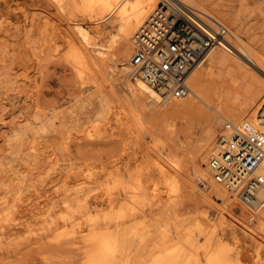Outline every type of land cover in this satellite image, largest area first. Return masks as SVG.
<instances>
[{
    "label": "rangeland",
    "instance_id": "rangeland-1",
    "mask_svg": "<svg viewBox=\"0 0 264 264\" xmlns=\"http://www.w3.org/2000/svg\"><path fill=\"white\" fill-rule=\"evenodd\" d=\"M199 1L264 61V0ZM0 4L5 14L0 25V264H101L94 263L98 260L115 264L118 258L117 264H153L178 248H184L180 264L189 261L207 264L204 249L208 255L221 250L229 254L231 257L222 264H264V226L251 225L250 211H239L235 201L233 207L237 210L232 207L234 212H230L229 201L211 195V190L204 189L207 187L193 175L194 158L205 136L208 117L217 116L214 110L192 101H167L154 107L147 101L148 110L167 112L175 105L185 110L166 119L142 114L126 97L117 73L123 64L129 65L134 48L125 57L124 42L118 41L107 55L100 52L115 33L112 20L98 23L100 18H91L82 8L68 3L62 8L56 0H0ZM78 23L90 31L86 36L98 50L87 48L97 69L93 76L87 70L79 71L69 57L68 39L77 37V44L78 41L82 44L76 30ZM228 38L238 45L233 37ZM225 44L234 56L250 65L232 46ZM252 65V69L248 68L250 78L244 82L224 77L219 71L214 73L208 80L214 104L236 105L243 101L248 83L264 85V73ZM261 98L257 97L252 105L257 106ZM116 114L122 119L116 121ZM225 122L217 126L213 146L224 133ZM213 152L210 149L207 153L209 172ZM118 168L126 172L121 183L115 179ZM130 172L136 176L127 178L128 181L126 175H131ZM167 173L171 178L165 179ZM123 182L130 188H125ZM107 187L113 200L116 196L124 200V191L130 189V195L136 192L144 200L140 208L143 212L137 210L136 231L124 226L121 232L126 235H116L120 226L111 212V203H90L98 190L102 194ZM128 206L134 204L128 202ZM65 214L71 216L68 224L58 221ZM105 241L112 246L111 250Z\"/></svg>",
    "mask_w": 264,
    "mask_h": 264
},
{
    "label": "bare ground",
    "instance_id": "bare-ground-1",
    "mask_svg": "<svg viewBox=\"0 0 264 264\" xmlns=\"http://www.w3.org/2000/svg\"><path fill=\"white\" fill-rule=\"evenodd\" d=\"M4 1V0H2ZM60 6L63 8V5L68 3L71 4L72 7L76 8H82L83 11L86 13V15L91 16V18L94 19H99L97 22L101 23L107 20H112V27L115 28V33L112 34L109 37V42L108 45L104 46V48H100L102 51V54H104L103 56L107 55V52L110 51L113 46L118 42H124L123 44V55L125 57H127L130 53V48L133 47L135 49V41H134V36L135 33L137 32V30L142 27L150 18V16L152 15V13L155 11V9L158 7L159 5V0H56ZM187 5H189L191 7L192 13L193 15L197 18V19H201L207 23H209L211 26H216V25H223L220 22V19L214 15L211 11H209L206 7H204V5L201 3V1L199 0H183ZM6 2V1H5ZM4 2V3H5ZM3 3V4H4ZM80 4V5H79ZM208 4V3H207ZM79 5V6H78ZM26 7V6H25ZM24 9V7H21ZM19 8V9H21ZM61 8V9H62ZM22 9V10H23ZM3 7L0 4V25L2 23H4L5 21V17H4V13H2ZM25 10V9H24ZM36 10V9H35ZM55 10V9H54ZM20 12V10H19ZM18 12V13H19ZM82 12V11H81ZM16 13V12H15ZM44 13V12H43ZM14 14V13H13ZM46 14V13H45ZM53 14V13H52ZM19 15V14H17ZM16 15V16H17ZM27 15V14H26ZM15 16V17H16ZM21 16V14H20ZM23 16V14H22ZM49 16V15H48ZM9 17V16H8ZM18 17V16H17ZM26 17V16H25ZM7 18V16H6ZM9 19V18H7ZM4 20V21H3ZM11 20V19H9ZM16 21V20H15ZM57 22V21H56ZM73 22V21H72ZM11 23H13L11 21ZM17 23V22H16ZM19 23V22H18ZM7 24V23H6ZM79 24V23H78ZM10 25V24H9ZM64 25V24H63ZM8 26V25H7ZM225 26V25H224ZM77 27V25H76ZM79 28L76 29L78 30L77 32L80 34V36L82 37V44H80V42L78 41L79 44H77V37L76 38H69L68 39V48H69V60H71V62H74V66L76 65L77 68L79 69V71L82 72L87 70L88 73H90L92 76L96 75L97 73V69L95 67V63L91 60L90 61V56L88 54L87 48H93L94 51H98L95 49V46H91V41H90V37L86 36L90 31L88 29H84L82 28V26H78ZM88 27V26H87ZM106 29V28H105ZM98 30V29H97ZM96 30V31H97ZM100 30V29H99ZM106 31V30H105ZM101 32V31H100ZM230 38L233 37V39H235L238 42L237 44H234L233 42L229 41V38L227 39V44L232 46L240 55L241 57L245 58V60H247L250 65H252L253 67H257V70L259 69L260 71H262L264 73V61H262L261 59L257 58L258 54H255L252 47L237 33H234L233 31L230 32ZM68 35V34H67ZM65 38V37H64ZM66 39V38H65ZM66 41V40H65ZM91 50V49H90ZM67 51V52H68ZM92 51V50H91ZM134 51V50H133ZM19 53V52H18ZM232 50L225 44V43H221L219 46L213 47L211 48L208 53L206 54V56L204 57V59L201 61L200 65L197 67V69L193 72V74L191 75V77L188 80V84L192 90V95L185 98V99H166L164 98L160 93H158L157 91H155L154 89H152L149 85H147L135 72L134 67L131 65V58L129 61V65H125L123 64V68L121 70H119L117 73L118 75H120V77L122 78V84L124 85V90L126 93V97L128 98V100L132 103V105L134 106V108H136L137 110H139V112H141L142 114L145 115H150L153 118L156 119H166L168 117V115L171 114H181L184 110V108H181L179 105H175L173 106L172 109L168 110L167 112H160L157 110H148L146 108V102L148 101L151 107L157 106V105H164L167 101H175V102H180V103H185L187 101H192L193 104L196 105H205L207 107H209L210 109L214 110L217 114V116H211L209 115L208 117V122H207V127H206V132H205V136L204 138L201 140V143L199 145V149L197 151V154L194 158V172L193 175L196 177V179L198 181H200V183L203 184L204 189H210L211 191V195L215 196V197H220L222 199H224L225 201H229V205H230V212H234V210L232 209L235 204H237L235 207L237 209H239V211H242L244 209H247L245 206H243L240 202H238L236 199L234 198H230L229 196V192L228 190L221 184L219 183L214 176H212L210 174V172H212L210 170L207 169V162H206V158H207V153L208 150L212 149L214 152L210 155V157L213 154L218 153L221 149H222V139L223 136H225V133H223L219 140L215 143V146H213L214 141H215V137H216V128L217 126H219L221 124L222 121H228L231 122L233 124H241L242 122H249L252 123L253 125H255V127H257L258 129H260L262 132H264V125H260L259 124V119L260 118H264V85L263 84H257V83H248L245 92L243 94V101L236 104V105H229V106H219L214 104L213 100L210 97V92H211V88L208 84V80L212 79L214 76V73L216 71H219L221 73L222 76L224 77H230L236 80H239V78L244 82V81H248V79L250 78L249 75V69H252L251 66L249 64H246L245 62H243L240 58H238L237 56H234L232 54ZM67 56V54H66ZM102 56V55H99ZM66 58V57H65ZM100 58V57H99ZM114 58V57H113ZM25 59V58H24ZM101 59V58H100ZM17 60V59H16ZM68 60V59H67ZM102 61V59H101ZM104 61V60H103ZM121 62H123L124 60H120ZM69 62V61H68ZM72 62V63H73ZM14 64V63H13ZM101 64V63H100ZM109 65V64H108ZM73 66V67H74ZM97 66V65H96ZM107 66V65H106ZM76 68V67H75ZM108 68V66H107ZM77 69H75L76 71ZM99 70V69H98ZM105 70V69H104ZM78 71V70H77ZM76 71V72H77ZM78 74V73H77ZM86 74V72H85ZM84 75V74H83ZM81 75V76H83ZM89 75V74H88ZM80 78V77H79ZM102 79V78H101ZM133 79V80H132ZM96 81V80H95ZM94 82V80H93ZM95 83V82H94ZM105 83V82H104ZM97 85L96 87H98L97 82L94 84ZM118 86V84H117ZM108 87V86H107ZM106 87V88H107ZM115 87V85H114ZM111 91V90H110ZM109 92V91H108ZM125 95V94H124ZM262 97L260 102L258 104H256L257 106L252 105L255 102V99L257 97ZM123 97V96H122ZM109 98V97H108ZM101 100V99H100ZM112 102V101H111ZM221 103V102H220ZM111 108V106H110ZM114 111V110H113ZM117 112V111H116ZM135 112V111H134ZM122 113V112H121ZM123 114V113H122ZM113 115V114H112ZM117 115V114H116ZM134 116V115H133ZM111 118V117H110ZM171 118V117H170ZM112 119V118H111ZM116 121H119L120 118L119 115L115 116ZM113 120V119H112ZM136 120V119H135ZM111 121V120H110ZM115 122V121H113ZM120 125L122 124L121 122H119ZM118 124V123H117ZM99 127V126H98ZM224 132V131H223ZM138 133H136L135 135L137 136ZM152 135V134H151ZM129 136V135H128ZM131 136V135H130ZM134 136V135H133ZM139 136V135H138ZM150 136V135H149ZM120 138V137H119ZM126 138V137H125ZM123 139V138H122ZM138 139V137H137ZM134 140V139H133ZM141 140V139H140ZM153 140V139H152ZM124 141V140H123ZM129 141V140H128ZM127 141V142H128ZM154 141V140H153ZM131 142V141H130ZM136 142V140H135ZM130 144V143H129ZM136 145V144H135ZM138 145V144H137ZM213 146V148H212ZM135 151V150H134ZM124 154V153H123ZM126 154V153H125ZM136 154V153H135ZM136 156H134L135 158ZM209 157V158H210ZM156 158V157H155ZM128 159V158H127ZM130 159V158H129ZM136 159V158H135ZM134 159V160H135ZM117 161V160H116ZM119 161V159H118ZM139 161V160H138ZM115 163V161H114ZM178 163V162H177ZM175 164V162H174ZM192 164V163H191ZM209 164V162H208ZM123 165V164H122ZM166 165V164H164ZM133 166V165H132ZM157 166V165H156ZM159 166V164H158ZM157 166V167H158ZM134 167V166H133ZM132 167V168H133ZM139 167V166H138ZM163 167V166H162ZM161 167V168H162ZM178 167V166H177ZM88 168V167H87ZM82 169V168H81ZM92 169V168H90ZM136 169V168H135ZM159 169V168H158ZM164 169V167L162 168ZM210 169V168H209ZM96 170V169H94ZM160 170V169H159ZM81 172V170H79ZM78 171V172H79ZM84 171V170H83ZM88 173H91L89 170H85ZM98 171V170H97ZM167 171V170H166ZM183 171V170H182ZM262 173L264 174V163L263 166L261 168ZM79 174H82L80 173ZM112 172V171H111ZM116 172V171H115ZM125 171L123 170H119L116 172V182L117 183H121L122 180L124 179V174ZM132 172V171H131ZM131 175H126L129 178H134L136 175L135 173H131ZM134 172V171H133ZM146 172V171H145ZM170 172V174H172L171 171H167ZM113 173V172H112ZM162 173V172H159ZM166 173V172H165ZM176 173V172H175ZM111 174V173H110ZM109 174V175H110ZM126 174V172H125ZM148 174V173H147ZM169 173L166 174L165 179H169L167 178L170 177ZM74 175V174H71ZM85 175V174H83ZM89 175V174H88ZM139 175V174H138ZM163 175V174H162ZM75 176V175H74ZM73 177V176H72ZM81 177H83L81 175ZM89 177V176H88ZM176 177V176H175ZM171 178V177H170ZM71 179V176H70ZM69 179V180H70ZM84 179V178H83ZM89 179V178H88ZM149 179L151 180L152 177ZM179 179V178H178ZM68 180V183H69ZM79 180V179H78ZM128 180V179H127ZM136 180V179H135ZM176 180V179H175ZM180 180V179H179ZM178 180V181H179ZM196 180V181H197ZM77 181V180H75ZM114 182V180H112ZM126 181V180H125ZM124 181V182H125ZM129 181V180H128ZM126 181V182H128ZM169 180H166V182ZM172 181V180H171ZM174 181V179H173ZM73 182V181H72ZM109 182V181H108ZM123 182V183H124ZM125 182V183H126ZM132 182V181H131ZM130 182V184H131ZM149 182V181H148ZM177 184L178 182L175 181ZM174 182V184H175ZM75 183V182H74ZM124 183V184H125ZM136 185H138V182H135ZM134 183V184H135ZM169 183V182H167ZM107 184V182L105 183ZM170 184V183H169ZM181 184V183H180ZM103 185V184H102ZM111 185V184H110ZM109 184H107V186L110 187ZM117 185V184H116ZM136 185H130L131 188L132 186H134L136 188ZM146 185V184H145ZM143 186V187H147V186ZM159 185V184H158ZM176 185V184H175ZM139 186V185H138ZM151 186V185H150ZM170 186V185H169ZM172 186V185H171ZM174 186V185H173ZM104 187V185H103ZM105 189L103 191L102 194H99V190L97 193H95V195L93 196V198L90 201V203L92 202V205L95 203H104L105 205H107L108 203H111V212L114 216V219L116 220V223L119 224L120 227H118V230L116 232V235H126V234H122L121 230L122 227L123 228H129L130 230H135L136 231V226H137V222L139 215H138V209L140 210V208L143 207L144 204V200L140 198L138 193H133L132 191V195H130L131 193V189L128 191H124V200H120L118 199V196H116V199H111L109 194L110 191L108 190V188ZM127 187V189H129V184L128 186H126L125 184V188ZM129 187V188H128ZM133 187V188H134ZM179 187V186H178ZM176 187V188H178ZM192 187V186H190ZM106 188V187H104ZM112 188V186H111ZM140 189V187H138ZM156 188V187H155ZM161 188V187H160ZM103 189V188H102ZM110 189V188H109ZM159 188H156V190H158ZM175 189V188H173ZM180 189V188H179ZM87 190V189H86ZM109 191V193L107 191ZM111 190V189H110ZM132 190H137L138 189H132ZM144 190V189H141ZM146 190V189H145ZM113 191V190H112ZM120 191V190H119ZM175 191V190H174ZM101 193V191H100ZM121 193V191H120ZM148 193V191H147ZM154 193V191H153ZM160 193H162V191H160ZM178 193V190H177ZM199 193V192H198ZM149 194V193H148ZM111 195V194H110ZM119 195V193H118ZM147 195V194H146ZM163 195V194H162ZM112 196V195H111ZM144 196V195H142ZM148 196V195H147ZM172 196V195H171ZM85 197V196H84ZM87 197V196H86ZM85 197V198H86ZM170 197V196H169ZM205 197V196H204ZM146 198V197H145ZM258 198L259 199H264V189L260 190L258 193ZM79 199V198H78ZM84 199V198H83ZM156 199V198H155ZM86 200V199H85ZM146 201V199H145ZM154 201V200H153ZM208 201V200H207ZM224 201V202H225ZM237 201V202H236ZM73 202V201H72ZM128 202H130L131 206L132 203L134 204V207H127ZM132 202V203H131ZM147 202V201H146ZM151 202V201H150ZM85 203V202H84ZM143 203V204H142ZM160 203V202H159ZM157 203V204H159ZM139 204H142L141 207H139ZM161 204V203H160ZM228 204V203H227ZM70 205V204H69ZM72 205V203H71ZM103 205V204H102ZM124 205L125 208H124ZM148 205V202L147 204ZM150 205V203H149ZM11 206V205H10ZM9 206V207H10ZM99 206V204H98ZM226 206V205H225ZM108 207V206H107ZM11 208V207H10ZM147 208V206H146ZM145 208V209H146ZM150 208V207H149ZM229 208V207H228ZM234 208V207H233ZM264 208L263 206H258L255 209V214H254V219L256 218V221H252V219H250L251 221V225H257L260 228H262L264 226V210L260 213V211ZM8 209V208H7ZM106 209V208H105ZM109 209V207L107 208ZM148 209V208H147ZM235 209V208H234ZM235 209V210H237ZM6 210V209H5ZM4 210V211H5ZM142 210V211H141ZM141 213L143 212L144 209H141ZM150 210V209H149ZM8 211V210H6ZM82 211V210H81ZM139 211V212H140ZM105 212V211H104ZM244 212V211H243ZM145 213V211H144ZM148 213V211L146 212ZM150 213V212H149ZM221 213V212H220ZM240 213V212H239ZM247 213V212H246ZM6 214V213H5ZM204 214V213H203ZM207 214V213H206ZM225 215V214H224ZM251 215V214H250ZM253 215V214H252ZM5 216V215H4ZM9 216V215H8ZM145 216V215H144ZM149 216V215H148ZM98 217V216H97ZM107 217V216H105ZM112 217V216H111ZM110 217V219H112ZM152 217V216H150ZM156 217V215H155ZM225 217V216H224ZM240 221H243V216H238ZM70 218L71 216L68 214H65L63 216H61L60 218L58 217V221L64 222V224H68L70 222ZM7 219H9L7 217ZM82 219V218H81ZM103 219V218H102ZM106 219V218H105ZM109 219V220H110ZM149 219V218H148ZM225 219V218H224ZM100 220V219H99ZM151 220V219H149ZM75 221V220H74ZM77 221V220H76ZM101 221V220H100ZM105 222V220H103ZM113 221V220H112ZM52 222V220L50 221V223ZM81 222V221H79ZM77 222V223H79ZM110 222V221H109ZM115 222V221H114ZM113 222V223H114ZM60 223V222H59ZM141 223V222H140ZM143 223V222H142ZM148 223V222H147ZM154 223V222H153ZM75 224V222H74ZM149 224V223H148ZM216 224V223H215ZM50 225L53 226V223H51ZM72 225V224H70ZM113 225V224H112ZM144 226L145 224H141V226ZM249 225V226H251ZM55 226V225H54ZM125 226V227H124ZM67 227V226H66ZM65 227V228H66ZM71 227V226H70ZM76 227V226H75ZM138 227V226H137ZM148 227V226H147ZM52 228V227H50ZM55 230V227H53ZM58 228V226H57ZM79 228V226L77 227V229ZM85 230H88V227L85 226L84 227ZM100 228V227H99ZM98 228V229H99ZM116 228V227H115ZM176 228V227H175ZM67 229V228H66ZM74 229V228H73ZM95 229V230H98ZM141 229V228H140ZM152 229V227H151ZM150 229V230H151ZM63 230V229H62ZM61 230V232H62ZM70 230V229H69ZM75 230V229H74ZM84 230V231H85ZM100 230V229H99ZM142 230V229H141ZM140 230V231H141ZM236 230V229H235ZM52 231V230H51ZM50 231V232H51ZM147 231V230H146ZM149 231V230H148ZM75 232V231H74ZM107 232V231H106ZM120 232V233H119ZM139 233V231H137ZM192 232V231H191ZM195 232V231H194ZM79 233V232H78ZM92 233H94L92 231ZM112 233V232H111ZM150 233V232H149ZM55 234V233H54ZM76 234V233H75ZM109 234V233H108ZM130 234V233H129ZM134 234V233H133ZM137 234V233H136ZM140 234V233H139ZM151 234V233H150ZM93 235V234H92ZM95 235V234H94ZM189 235V234H188ZM192 235V234H191ZM211 235V234H210ZM215 235V234H213ZM86 236V235H85ZM88 236V235H87ZM86 236V238H87ZM107 236V235H106ZM147 236V234H146ZM186 236V235H185ZM197 236V235H195ZM201 236H203V234L201 233ZM237 236V234H236ZM124 237V236H123ZM131 237V236H130ZM134 237V236H133ZM132 237V238H133ZM140 237V236H139ZM189 237V236H188ZM200 237V236H198ZM205 237V236H204ZM95 238V237H93ZM125 238V237H124ZM131 238V240H132ZM202 238V237H200ZM215 238V237H214ZM218 238V237H217ZM238 238V237H237ZM89 236H88V240H89ZM96 239V238H95ZM101 239V238H100ZM116 239V237H115ZM134 239V238H133ZM138 239V238H137ZM177 239V238H176ZM195 239V238H194ZM198 238H196L197 240ZM206 239H208L206 237ZM91 240V239H90ZM102 240V239H101ZM107 240V239H105ZM114 240V239H113ZM136 240V239H135ZM175 240V239H174ZM187 241L189 240L186 239ZM204 240V239H203ZM218 240V239H217ZM179 241V240H178ZM206 241V240H205ZM219 241V240H218ZM221 241V239H220ZM106 245H108L107 247L112 248V246H109L110 244H108V241ZM113 242V241H112ZM142 242V241H141ZM194 242V241H192ZM86 243V242H85ZM114 243V242H113ZM112 243V244H113ZM130 243V242H129ZM134 243V240H133ZM140 243V242H139ZM189 243V242H187ZM186 243V244H187ZM197 243V241L195 242ZM199 243V242H198ZM209 243V241H208ZM214 243V242H213ZM217 243V242H216ZM100 244V243H98ZM115 244V243H114ZM132 243H130L131 245ZM135 244V243H134ZM192 244V243H191ZM120 245V244H119ZM127 244H125L126 246ZM185 245V244H184ZM188 245V244H187ZM210 245V244H208ZM124 246V247H125ZM178 246V245H177ZM193 246V245H192ZM195 246V245H194ZM197 248L198 244L196 245ZM217 246V245H216ZM99 247V246H98ZM97 247V248H98ZM105 247V246H104ZM128 247V246H127ZM119 249V247H117ZM116 248V249H117ZM130 248V247H129ZM196 248V247H195ZM196 248V249H197ZM108 249V248H106ZM193 249V248H192ZM195 249V250H196ZM105 249L103 248L102 251ZM111 250V249H110ZM109 250V251H110ZM124 250V249H123ZM194 250V249H193ZM201 250V249H200ZM205 250V255L207 256V264H222L223 261H228L229 254H227L224 251H220L219 253L215 254V255H208V251L207 249ZM202 250V251H204ZM211 250V248H210ZM101 251V250H100ZM101 251V252H102ZM107 251V250H106ZM108 251V252H109ZM163 251H166V249H163ZM169 251V250H167ZM97 252V251H96ZM99 252V254L101 253ZM113 252V251H112ZM197 252V251H196ZM201 252V251H199ZM212 252V251H211ZM164 253V252H163ZM102 254V253H101ZM100 254V255H101ZM114 254H115V250H114ZM111 254V255H114ZM117 254V253H116ZM123 254V253H122ZM118 255V254H117ZM125 255V254H124ZM200 255V253L198 254ZM203 255V253L201 254ZM232 255V254H231ZM93 257L95 255H92ZM102 256V255H101ZM99 256V257H101ZM107 256V253H106ZM110 256V255H109ZM104 257V256H103ZM112 257V256H111ZM116 257V256H115ZM119 257V255H118ZM121 257V256H120ZM184 257V248H178L176 250H174L173 252L167 254L162 260L156 261L154 262L155 264H180L181 259ZM193 257V255H192ZM199 257V256H198ZM117 258V257H116ZM153 258V257H152ZM159 258V257H158ZM191 258V257H190ZM189 258V259H190ZM203 258V256H202ZM93 259V258H92ZM96 259V258H95ZM98 259V258H97ZM96 259V260H97ZM100 259V258H99ZM103 259V258H102ZM106 259V258H104ZM114 259V258H113ZM231 260L233 258H230ZM115 260V259H114ZM113 260V261H114ZM191 260V259H190ZM202 260V259H201ZM94 261V260H93ZM98 260L94 263L100 262L101 264H107V262H104L105 260ZM119 261V258H118ZM118 261L116 260V262L118 263ZM126 261V260H125ZM128 261V260H127ZM189 261V260H188ZM90 262V261H89ZM110 262V261H109ZM108 262V264H109ZM152 262V261H151ZM183 262V261H182ZM203 262V261H202ZM230 262V261H229ZM236 263V261H234ZM260 262V261H259ZM91 263V262H90ZM113 263V262H111ZM115 263V264H117ZM153 263V264H154ZM186 263V262H185ZM225 263V262H224ZM187 264H193L192 261L187 262ZM201 264V263H200ZM228 264V263H227Z\"/></svg>",
    "mask_w": 264,
    "mask_h": 264
},
{
    "label": "built area",
    "instance_id": "built-area-1",
    "mask_svg": "<svg viewBox=\"0 0 264 264\" xmlns=\"http://www.w3.org/2000/svg\"><path fill=\"white\" fill-rule=\"evenodd\" d=\"M229 29L197 19L183 0H159L148 21L134 36L131 65L136 74L166 99L192 95L188 80L208 51L227 43ZM264 125V118L259 119ZM222 149L209 159L214 178L245 206L254 219L264 205V132L252 123L225 122ZM253 214V215H252Z\"/></svg>",
    "mask_w": 264,
    "mask_h": 264
}]
</instances>
